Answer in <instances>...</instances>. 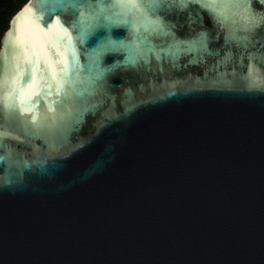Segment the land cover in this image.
<instances>
[{"label":"water","instance_id":"obj_1","mask_svg":"<svg viewBox=\"0 0 264 264\" xmlns=\"http://www.w3.org/2000/svg\"><path fill=\"white\" fill-rule=\"evenodd\" d=\"M216 2L237 39L195 3L149 12V0H77L82 31L72 10L47 23L46 0L11 16L0 264H264V27L250 41L242 31L264 0L247 13L234 7L245 0ZM65 27L70 38H58ZM200 33L206 49L192 43ZM22 46L70 72L60 95L26 100L21 115L8 86ZM37 67L42 85L44 59Z\"/></svg>","mask_w":264,"mask_h":264},{"label":"snow or ice","instance_id":"obj_2","mask_svg":"<svg viewBox=\"0 0 264 264\" xmlns=\"http://www.w3.org/2000/svg\"><path fill=\"white\" fill-rule=\"evenodd\" d=\"M252 0H245V3L243 4H236L234 7L243 9L245 13H247L248 8H250ZM195 3L199 5L200 9L203 11H206L209 16L213 19L215 24L220 27L222 30L225 31V40L226 42L229 40H235L237 39L235 32L232 31V29L229 27L231 20L230 17L225 15V13L222 10V7L217 4L216 0H149V3L146 4V7L149 12L154 11L157 7L160 5H171L178 8H186L188 4ZM124 7H128V5H123ZM132 8H138V5H131ZM57 8H61L64 10H72L74 15L73 19L76 21L74 24H70L69 27H79L81 31L83 30L81 19L83 18V11L80 8L79 4L77 3V0H46V6H42V10L46 11L49 19L46 21L50 25L55 22L59 24V17L56 15L55 20H53V13L56 11ZM245 24L247 25L245 28L242 29L245 33L248 35H245L243 37L244 41H250L252 39H255V35L258 29L261 27H264V13L262 14H256L251 13L247 14L244 17ZM99 19V17H97ZM65 23H67V19L65 20ZM147 31V29L145 30ZM169 35H174L173 33H169ZM58 38L63 37H69L71 36V33L68 31V28H63L62 36L58 32L57 33ZM206 39L207 34L206 33H200L198 36V39L196 41H193V44H200L202 47H205L206 49ZM69 39V43H70ZM51 47L55 49V54L57 56H62V54L59 52L58 45L56 43H52ZM66 47V46H65ZM34 49V46H33ZM103 51V50H102ZM101 53H96L97 58L99 57ZM76 58V53L73 51V60ZM41 59H44L45 61V68L43 69L44 72H47L48 76H41V80L43 81L42 85H35L33 83V76L37 71H40L38 69L37 65ZM51 61V55L47 50H42L41 53H36L34 50L29 52L27 51V46H22V50L19 54V57L17 59V62L15 64V70H16V76L13 79V84L9 85L8 87L12 89L11 95L8 97L9 100H11L12 95H15L17 98V102L20 108L21 115L25 112H28L29 109L24 107L25 101L29 100L36 96H41V98H44L46 96H52V95H60L61 89L63 86L67 83V80L61 79V77L67 76L70 72L69 69V62L67 59H60L59 60V66H50ZM24 65H30L31 67H24ZM25 73H28V79L27 81H24ZM53 82H55V87L53 86ZM22 84H26L27 87V93H25L24 88ZM39 101L36 102L38 104ZM35 106V105H34ZM6 107H11V104H7ZM36 116H32V122L35 123ZM77 122L82 123V117H77Z\"/></svg>","mask_w":264,"mask_h":264},{"label":"trees","instance_id":"obj_3","mask_svg":"<svg viewBox=\"0 0 264 264\" xmlns=\"http://www.w3.org/2000/svg\"><path fill=\"white\" fill-rule=\"evenodd\" d=\"M26 0H0V45L1 39L8 28L11 16Z\"/></svg>","mask_w":264,"mask_h":264}]
</instances>
